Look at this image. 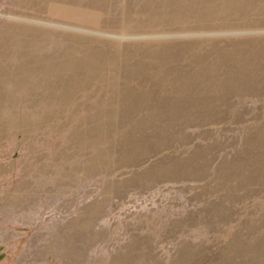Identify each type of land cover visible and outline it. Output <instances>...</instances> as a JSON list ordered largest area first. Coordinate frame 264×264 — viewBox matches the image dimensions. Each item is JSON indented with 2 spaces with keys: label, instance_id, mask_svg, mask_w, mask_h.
Segmentation results:
<instances>
[{
  "label": "rangeland",
  "instance_id": "374dc122",
  "mask_svg": "<svg viewBox=\"0 0 264 264\" xmlns=\"http://www.w3.org/2000/svg\"><path fill=\"white\" fill-rule=\"evenodd\" d=\"M0 264H264V0H0Z\"/></svg>",
  "mask_w": 264,
  "mask_h": 264
}]
</instances>
